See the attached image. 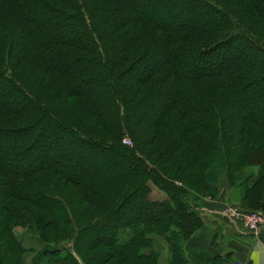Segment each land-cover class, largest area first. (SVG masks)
Listing matches in <instances>:
<instances>
[{
	"label": "trees",
	"instance_id": "1",
	"mask_svg": "<svg viewBox=\"0 0 264 264\" xmlns=\"http://www.w3.org/2000/svg\"><path fill=\"white\" fill-rule=\"evenodd\" d=\"M234 187L264 213V0H0V264H186Z\"/></svg>",
	"mask_w": 264,
	"mask_h": 264
},
{
	"label": "crops",
	"instance_id": "2",
	"mask_svg": "<svg viewBox=\"0 0 264 264\" xmlns=\"http://www.w3.org/2000/svg\"><path fill=\"white\" fill-rule=\"evenodd\" d=\"M193 205L204 227L184 244L186 264H209L214 257L219 259L214 264H264V224L245 231L239 220L223 213L226 208L246 210L237 188H221L215 200H195Z\"/></svg>",
	"mask_w": 264,
	"mask_h": 264
},
{
	"label": "rangeland",
	"instance_id": "3",
	"mask_svg": "<svg viewBox=\"0 0 264 264\" xmlns=\"http://www.w3.org/2000/svg\"><path fill=\"white\" fill-rule=\"evenodd\" d=\"M45 37H47L46 34H45ZM72 149H73V147H71V150H69L70 153H73ZM42 152L45 153V149ZM52 154L53 153H51L50 155H52ZM60 157H61L62 160H64L67 156L63 155V156H60ZM69 159H72V158H67L66 160H69ZM49 161H52V162L56 163V161L54 160V156L53 155L49 157ZM76 161L78 163L77 164V167H78L77 170L78 171L76 173L77 177L86 176L87 174H90L88 172H93V171L97 170L99 168V165L101 164V158L99 156L91 155L90 152L85 153V156L83 155L81 158H77ZM251 169H252L251 167L245 168L244 169L245 170V174H248L247 172H251ZM234 188H236V187H234ZM152 190H153V196L152 197L154 199H159L160 194L163 197L165 196L164 193L161 192L160 190H158L159 191L158 192L153 187H152ZM206 199H208V198H206ZM215 199H211V200H215ZM227 207H229V206H227ZM228 210H234V209L226 208L223 213L225 214ZM235 211H241V210H235ZM241 212H256V213H260V214H262L264 216V214L259 212V211L244 210V211H241ZM231 220L237 221L236 219H231ZM240 224H241V226L243 228L242 222H240ZM260 227L261 226H259V228ZM13 232H14V234L18 235V237H21L22 238L21 240H23L26 244L35 246L37 248L36 251L39 250V248L37 247V243L34 241L33 236L31 235L32 233H30L29 231H25V229H21V228H15L13 230ZM62 245H63L62 246L63 248H69V250L72 247L71 241L70 242H64V243H62ZM166 247H167V245L163 246L162 252L160 254V255H162V257L159 260L161 261L162 264H167L168 263V259H169V252H167ZM33 255L34 254H29V255L26 256V264H32Z\"/></svg>",
	"mask_w": 264,
	"mask_h": 264
},
{
	"label": "built area",
	"instance_id": "4",
	"mask_svg": "<svg viewBox=\"0 0 264 264\" xmlns=\"http://www.w3.org/2000/svg\"><path fill=\"white\" fill-rule=\"evenodd\" d=\"M124 144H130L126 139L123 140ZM230 219H236L242 222L245 231H256L259 226L264 224V216L256 212H241L235 210H228L225 213Z\"/></svg>",
	"mask_w": 264,
	"mask_h": 264
}]
</instances>
